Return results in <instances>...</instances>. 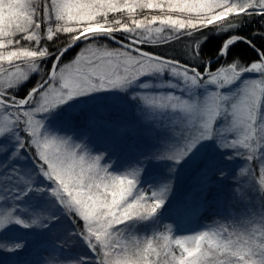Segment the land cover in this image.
<instances>
[{"label":"snow or ice","instance_id":"1","mask_svg":"<svg viewBox=\"0 0 264 264\" xmlns=\"http://www.w3.org/2000/svg\"><path fill=\"white\" fill-rule=\"evenodd\" d=\"M41 5L37 9L34 0H0V155L4 157L0 160V233L14 225L47 229L63 216L72 224L69 236L85 244L95 257H63L71 264H264V214L260 227L250 230L220 225L216 231L175 240L155 232L143 239L134 235L142 223L158 224L168 186L161 185L148 195L139 186L137 168L143 171V161L115 175L101 165L102 155L86 158L76 151L79 145L71 146L45 125L47 117L70 99L123 91L137 83L142 91L133 92L134 100L152 109L170 107L190 125L181 136L182 143L144 160H169L168 171L174 173L201 142L214 140L218 148L230 151L226 160L243 155L241 149L247 151L248 160L260 151L259 186H264V51L256 48V58L247 65L233 59L226 67L212 70L211 59L194 63L200 60L206 36L188 45L183 60L143 48L169 42L172 36L165 32L179 39L194 38L210 26L217 32L235 29L239 24L231 20L236 16H264V0H41ZM145 9L159 14L137 18ZM42 25H47L43 34ZM60 33L70 36L66 46L58 51L41 46L45 40L54 42ZM101 39L120 48L98 45ZM237 40L255 47L248 37L233 34L216 56L227 59L228 46ZM81 42L87 46L70 63H63ZM44 61H50L47 78L23 95L16 94ZM245 72L257 73L258 78L241 80ZM165 73L173 79H164ZM143 76L156 79L138 83ZM237 80L235 89L223 91ZM202 86L210 87L199 94ZM166 88L183 91L157 94ZM26 149L31 152L32 167L22 170L14 165L22 154L27 156ZM248 171L255 186V177ZM217 172L226 178L223 169ZM29 194L45 198L41 208L50 205L59 214L42 217L34 207L22 208L19 202ZM5 243L10 245L9 252L24 246L0 239V247ZM63 248L62 243L54 245L57 259Z\"/></svg>","mask_w":264,"mask_h":264},{"label":"trees","instance_id":"2","mask_svg":"<svg viewBox=\"0 0 264 264\" xmlns=\"http://www.w3.org/2000/svg\"><path fill=\"white\" fill-rule=\"evenodd\" d=\"M34 4L39 9L41 5V0H34ZM153 14H159L158 12L152 11V10H141V14L137 16V18H143L144 16H150ZM39 15V12H38ZM119 18V17H117ZM232 23L239 24V27L235 29H229L228 31H216V28L213 26H210L208 29H205L202 31V33H197L194 38H190L187 36L180 37L179 39L176 38L175 34L172 32H165V36H172V39L169 42L162 43L157 46L153 45H145L143 46L144 50H150L155 52L158 55H162L165 57H175L180 60L185 59V53L188 50V45L193 44L195 40L202 39L203 36H206V39L201 43L200 45V60L195 61L194 63H200L201 61H208L211 59V65L212 70H215L221 66L226 67L228 63L232 62L233 59H238L240 62L244 63L245 65L249 64L253 59L256 58L257 52L256 48L261 49L264 51V35L257 34L258 31L261 33H264V16L260 15H245V16H236L232 18ZM159 26V25H157ZM47 28V25H42L41 27V33L43 34ZM236 34V35H242L248 37L252 43L255 45V47L250 46L249 44L245 43L242 40H237L233 44L229 45V51L227 55V59L220 58L216 56V53L220 49L221 45L226 42L229 38V36ZM119 36V34H117ZM19 39V36H17ZM70 42V36L69 34L60 33L58 38L55 39L54 42H48V41H42L41 46H47L49 48V51H58L61 47H64L67 45V43ZM21 44L23 46H28V44H24V41L21 40ZM98 45H102L107 48L116 49L120 48L117 46L114 42L109 41L107 39H101L98 42ZM84 46H87L86 43L82 42L79 44V47H76L72 49L69 54L64 58L63 63H70L72 60L75 59L76 55L80 53L82 48ZM124 50V49H121ZM51 59V58H49ZM190 63H193L192 61H189ZM7 66V65H5ZM50 69V61H44L40 64V71L36 73H30V77L17 89L18 95H23L28 88L32 87L36 84L37 81L47 78L46 74L48 73ZM210 86H202L198 91L203 94L202 89L207 88ZM227 86L223 89L226 90ZM155 90V89H154ZM212 90V89H209ZM93 96H99L98 98L93 99ZM103 95L99 93H90L84 96H79L73 99H70L65 104H63V107H58L55 109L52 113V115H49L47 119L45 120V125L47 130L51 131L54 136H63L62 138L68 139L71 146L79 145L80 147L76 149L77 152L83 154L86 158L88 157H95L97 155H102L104 158L101 160V164H109L110 168L109 170H116V172H112L115 175H120L118 172V165L120 166L125 162L123 158V150L131 151L133 148L138 151L142 149V153H145L147 151L151 152V155L148 157H151L152 154H165L167 153V149H164L166 144L168 143L169 146L175 145V143L179 139V132H185L187 134V130L189 129L190 125L188 127H185V125H182L181 127H177L173 124L166 123L164 120L159 122V120L153 121L152 125H147V119L144 117V115H140L137 111L139 109L135 108H124V112L130 113L132 115L131 122L132 125H129L125 128L124 133V141L127 140L130 136V133L144 129L145 133L142 135V137L134 138L127 146L124 145L122 142L120 143L119 140L116 141V138L114 139V134L110 135H104L101 138L92 140L87 148H84V131L89 128H95L100 121H103L106 119V123L110 124V119L106 115L114 114L115 111L120 114L121 111V104L126 100L127 96H121L122 102H119L117 99L113 103H106L107 100L101 98ZM85 98L84 101L81 99ZM87 98V99H86ZM90 99L86 104L84 103L86 100ZM81 100V101H79ZM76 103H84L81 106V109L79 112L77 111L76 114H74L71 110V105H74ZM81 105V104H80ZM84 108V109H82ZM137 122V120H139ZM145 122V123H143ZM143 123V124H142ZM219 127V126H218ZM116 135V134H115ZM108 137V138H105ZM235 138H238V134H234ZM84 139V140H83ZM123 141V142H124ZM214 147L211 152L209 153H219L220 158L213 161L211 163L212 166H214V169L217 171V169H223L224 171H228L230 168L234 167V163L237 159L240 157L242 159H247V151L241 149V152H243V155H239L237 157H234L231 160H226L225 157L227 155H230L229 150H221L217 147L216 142L213 140ZM122 144L124 146H122ZM135 145V146H134ZM140 145V146H139ZM90 147L97 148L98 150H93V152L96 154L93 156L91 151L89 150ZM117 152H116V151ZM27 153V156L21 155L18 163L20 165V169L23 170L24 165L30 169L32 167V161H31V152H29L27 149L25 150ZM200 153V152H199ZM203 154H198L195 156H189L187 157L183 162H181L179 165H177L176 170L174 173H169L168 169L169 167L165 168H159L155 170L153 168L152 171H155L154 174H142L139 172V169L137 168L138 172V178H139V186L141 189H146L147 194L150 195V188L151 184H153V187H160L161 185H168L169 186V192L171 195L169 197H166L165 202H170L171 200H174L177 198V194L181 191L180 188L185 185H190L191 183H194L193 180H196L197 183H199L202 187V190L204 192H210L212 190L213 192H219L220 188H223L224 190H227L228 188L231 189L234 187V184L229 183V178L227 176L226 178L219 177V173H216L215 180H209L205 179V176L201 173H196V168L199 164H201L204 160ZM257 152L254 153L253 159L250 160V166L253 167L252 176L255 177V186L257 189H259V194L261 197L262 205L264 206V186H259V175H258V167H257ZM193 158V160H192ZM3 155H0V160H3ZM152 159L144 160L143 167H145L146 163L150 162ZM161 160V159H157ZM120 161V162H118ZM187 162H190L191 164L188 166L187 170L185 169V173L183 172L182 176V170H184L185 165ZM210 164V163H209ZM196 168V169H195ZM193 169V170H192ZM145 170V168H143ZM232 171V169L230 170ZM235 171V169L233 170ZM140 175H142L140 177ZM145 175V176H144ZM232 176V175H231ZM205 179V180H204ZM242 182L244 183V179H242ZM213 181V182H210ZM206 182V183H205ZM243 187L246 186V183L242 185ZM183 192H180L178 196H182ZM245 194V193H244ZM31 196L26 197L21 202V207L31 206L36 208V211L41 213V216H47L49 212H52L53 214H59V209L52 207V206H45L41 208V206L45 202V198L38 197L34 201H29ZM183 198V197H182ZM184 199V198H183ZM209 201H207L208 203ZM213 202L209 204V207L213 206ZM242 207V206H240ZM207 212L203 211L201 214H206ZM26 221L31 222L30 218H26ZM72 224L71 222L66 218L61 216L58 221H54L52 225L49 226L47 229H40L39 233L36 234V232H23L20 229L11 227L8 231H4L0 233V239H3L9 243L14 242H21L23 243V247L13 251L9 252L7 251V248L10 246L8 243L3 244L2 247H0V264H20L22 262V259L25 257L24 254L29 250L31 247L39 246L41 245V242L45 241L46 236H49L50 234H53L54 241L57 244H63V249H71L76 250V253H79L82 257H88L92 256L94 257V254H92L87 246L85 244L78 245L80 242L76 238L68 239V241L60 242V237L64 235H68L71 230ZM138 230L134 233V235L139 236L140 238H146L149 236H152L155 233H163L165 235H169L171 240L172 236L167 231L164 222L162 221V218L159 215V222L157 225L153 226L150 222H145L137 226ZM229 227H232L231 225ZM163 243V241H161ZM173 249L176 251L177 254H179V249L176 248V246L172 245ZM63 254V253H62ZM26 255V254H25ZM63 262V261H62ZM64 263V262H63Z\"/></svg>","mask_w":264,"mask_h":264},{"label":"rangeland","instance_id":"3","mask_svg":"<svg viewBox=\"0 0 264 264\" xmlns=\"http://www.w3.org/2000/svg\"><path fill=\"white\" fill-rule=\"evenodd\" d=\"M20 38V37H19ZM24 44H28L27 41H24ZM86 46H84L82 49H84ZM111 49V48H109ZM257 73L254 72H245L241 75L242 79H252V78H258ZM155 76H143L139 79L138 83H153L155 81ZM164 79H173L171 77H168V75L165 73ZM240 83V80H237L232 85L227 86L226 90H223L225 92L232 91L235 89ZM159 91L160 89H155ZM165 91H162L160 93H157L158 95H167V91H171L173 95H180L182 94V89H176V88H166ZM135 91H142L139 89L138 84L134 83L133 85H130L128 89H125L123 91L121 90H106V91H99V92H93L102 94L103 96L101 98L106 99V103H113L115 99H117L119 102H122L121 96H127L126 100L121 104V111L120 114L115 111L114 114L106 115L110 119V124L106 123V119L100 122H97L98 125L95 128H89L85 130L84 133V148H87L89 143L94 140L103 137L104 135H110L114 134V139L116 138V141L119 140V142L123 143L124 145H128L134 138L142 137V135L145 133L144 129L136 130L133 133H130V136L127 140L124 141V133L125 128L128 126V124L131 122L132 115L130 113H125L124 108L130 107L139 109L137 112L140 115H144V117L147 119V125H152L154 119L159 120L161 122L164 120L166 123L173 124L177 127H181L182 125H185V127H188L189 123L187 121H184L181 119L182 113H174L173 110L169 107L166 109H152L148 108L147 106L143 105L142 103H139L137 100H134L132 98V94ZM204 91V88L202 89ZM199 94H202L198 91ZM99 96H93L92 98H98ZM87 99V98H86ZM82 101L85 100V98L81 99ZM79 100V101H81ZM90 99L86 100L84 103L86 104ZM84 103H76L74 105H71V110L74 114L81 109V106ZM81 104V105H80ZM84 104V105H85ZM60 108L63 107V105L59 106ZM84 109V108H82ZM137 120V122H139ZM145 123V122H143ZM142 123V124H143ZM129 125H132L130 123ZM185 132H179V139L175 143L178 142L182 143L181 136ZM116 134V135H115ZM186 134V133H185ZM235 134V133H234ZM63 137V136H60ZM108 138V137H105ZM124 141V142H123ZM122 144V146H124ZM135 146V145H134ZM140 146V145H139ZM169 144L167 143L164 149L169 148ZM214 147L213 140H206L201 142L200 145L193 151V153L190 156H195L198 154H203V162L199 164L196 168V173H201L205 176V179L209 180H215L217 171L214 169V166L211 165L213 161L220 158L219 153H209L212 151ZM89 150L95 156L96 154L93 152V150H98L97 148L90 147ZM165 150V151H167ZM116 151V150H115ZM117 152V151H116ZM200 152V153H199ZM257 152V171L259 172L261 167V161L260 156L261 152ZM151 155V152L147 151L145 153H142V149L136 151L134 148L133 150L126 151L123 150V158L125 162L118 165V172L119 174H125L126 171L131 170V166L140 163L141 161L144 162V158ZM193 160V158H192ZM120 162V161H118ZM210 163V164H209ZM190 162H187V164L184 167V170H182V176L183 172L185 173V169L187 170L188 166L190 165ZM21 164H18L17 166L14 165L17 168H20ZM102 166L110 168L111 163L109 164H101ZM172 162L166 159H152L150 162L146 163L145 170H143L142 174L147 175L148 174H154L155 171H152L153 168L155 170L165 168V167H171ZM195 168V169H196ZM23 169H28L24 165ZM232 169V171H230ZM235 169V171H233ZM193 170V169H192ZM242 170H244L242 172ZM251 170V175L253 171V167L250 166V160L248 159H242L241 157L237 159L234 163V167L230 168L226 172V180L227 176L229 178V183L234 184V187L231 189L224 190L223 188H220L219 192H213L212 190L208 193L207 191L204 192L202 190V187L199 183L196 182V180H193L194 183H191L190 185L182 186L181 191L182 196L179 193L177 194V198L174 200H171L170 202H165V205L160 210V217L162 218V221L165 224V227L167 231L172 236V239H176L179 237H185V236H193L198 234L199 232H212L219 229L220 225L225 226H232L229 227L230 230L236 229V230H250L253 226L260 227L258 221L262 214H264V206L261 202V197L259 194V189L254 187L252 184V180L249 178V171ZM111 172H116V170H112ZM144 175V176H145ZM232 175V176H231ZM142 175H140L141 177ZM242 179H244V183L242 182ZM204 179V180H205ZM223 179V178H222ZM210 181V182H213ZM206 183V182H205ZM246 183V186L243 187L242 185ZM252 183V184H251ZM150 193L153 190H158L159 187H153V184L150 185ZM168 186V185H167ZM169 189V186H168ZM245 193V194H244ZM171 193H166V197H169ZM31 196L29 201H34L38 197H32L31 194H29V197ZM165 197V198H166ZM184 199H183V198ZM207 201H209L207 203ZM21 202V201H20ZM213 202V206L209 207V204ZM11 203V202H9ZM242 206V207H240ZM24 208V207H22ZM203 211L207 212L206 214H201ZM41 215V213H40ZM22 219H25L24 216H21ZM34 218V217H33ZM31 220V219H30ZM252 221H255L256 223H250ZM28 222V221H26ZM31 223V222H28ZM22 230L23 232H36V234L39 233V228H23L19 225L10 226ZM72 228V227H71ZM53 236V234H50L49 236H46L45 241L41 242V245L31 247L27 252L24 254V258L22 259V262L20 264H71L70 261L63 259V257L71 256L73 258L80 256L79 253H76V250L71 249H62L61 253L59 254L61 256L60 259H57L58 253H55L52 251L54 245H57L55 243L54 238L56 236ZM73 237H70L68 235H64L60 237V242H66L68 239H71ZM78 245H82L81 242L78 243ZM63 253V254H62ZM64 263H63V262Z\"/></svg>","mask_w":264,"mask_h":264},{"label":"water","instance_id":"4","mask_svg":"<svg viewBox=\"0 0 264 264\" xmlns=\"http://www.w3.org/2000/svg\"><path fill=\"white\" fill-rule=\"evenodd\" d=\"M81 43H82V42H81ZM81 43H80V44H81ZM114 43H115V42H114ZM115 44H116L117 46H119V47H120V44H118V43H115Z\"/></svg>","mask_w":264,"mask_h":264}]
</instances>
